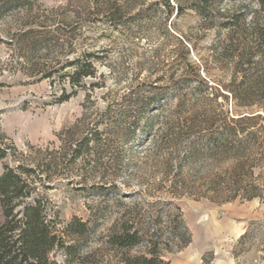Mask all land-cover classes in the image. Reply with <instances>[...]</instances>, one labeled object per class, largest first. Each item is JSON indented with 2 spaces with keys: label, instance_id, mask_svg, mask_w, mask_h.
<instances>
[{
  "label": "rangeland",
  "instance_id": "rangeland-1",
  "mask_svg": "<svg viewBox=\"0 0 264 264\" xmlns=\"http://www.w3.org/2000/svg\"><path fill=\"white\" fill-rule=\"evenodd\" d=\"M210 1L215 4L206 10L213 27H207L203 17L193 10L174 21L176 34L186 37L190 44L189 61L203 64L204 81L193 79L181 94L172 91L160 97L157 108L147 113L151 119H144L135 134L125 137L110 127L114 133L104 136L113 156L123 162L115 181L121 191L111 192L110 197L103 195L101 175H93L82 162L70 171L73 183L63 179L48 191L60 213L61 231L75 218L90 222L87 235L78 243H71L79 245L76 260L55 252L51 258L56 264H115V251L106 242L123 216L145 217L152 211L160 216L167 238H173L170 221L178 214L176 208L181 210L191 243L178 251L176 239L173 251L163 252L165 260L173 264H264V159L248 166L245 173L233 172L234 160L212 159L205 150L199 159L185 162L180 173L177 167L189 139L186 134L177 138L178 130L169 128L177 119L193 114L216 115L220 121L239 115L264 118V98L259 94L254 95V105L247 108L225 91L233 78L238 83L243 81L244 74L235 69L234 62L214 63L211 50L214 42L226 44L227 30L218 31L225 20L221 15L246 13L249 18L254 14L264 17V6L258 0ZM25 2L27 9L0 18V148L9 150L8 158L0 160V177L6 164L16 167L17 161L23 160L21 154L24 160L37 161V147L59 148L58 135L83 115L99 120L109 107L117 115L128 111L124 96L131 86L146 84L147 90L156 86L159 94L169 84L172 73L179 79L184 71L174 62L177 56L173 51L178 46L168 36L176 8L171 13L165 0ZM170 3L175 5L173 0ZM113 13L118 20L116 27L109 22ZM42 24L58 30L67 42L72 41L76 55L64 56L63 62L85 52H99L104 58L98 63L101 88H96L89 99L82 91L68 102L56 103L61 91L38 80L37 64L52 60L49 52L37 51V30ZM28 30L36 33L27 35ZM261 126L264 122L255 129ZM105 128L104 125L101 129ZM203 141L205 146L206 140ZM259 148L249 149L256 154L262 152L264 157V141ZM167 161H171V167L164 166ZM214 185L220 187L223 195H214ZM250 190H254L256 199L244 198ZM234 196V200L222 201ZM137 253L138 249L131 252Z\"/></svg>",
  "mask_w": 264,
  "mask_h": 264
},
{
  "label": "trees",
  "instance_id": "trees-1",
  "mask_svg": "<svg viewBox=\"0 0 264 264\" xmlns=\"http://www.w3.org/2000/svg\"><path fill=\"white\" fill-rule=\"evenodd\" d=\"M173 1L174 6L171 5V0H165V6L171 13L176 8V17L171 21L168 36L176 41L178 46L173 51L177 56L174 62L184 68L179 79L172 73L169 84L160 89L162 93L159 94L156 92V86H151L149 90L146 84L131 86L124 96V100L129 104L128 111H121V115H117L113 114L109 107L100 115L99 120H90L85 114L58 135L61 142L59 148L37 147V161L24 160V154H21L23 160L17 161L16 167L5 165L4 173L0 177V264H56L51 258L55 252H63L70 261H75L80 253L79 245L71 243H78L87 235L90 222L75 218L61 231L60 213L48 195L52 185L57 186L63 179H70V183H73L74 176L70 171L78 162H82L84 167L91 169L93 175H101L103 195L110 197L111 192H120L121 188L115 181L120 175L123 162L113 156L110 145L106 144L107 139H104V136L114 133L110 131V127L125 137L133 135L140 130L144 119H151L147 113L157 108L160 97L172 91L181 94L193 79L204 81L201 72L203 64L197 65L189 61L190 44L186 37L176 34L177 25L174 21L187 10H193L203 17L204 23L211 28L214 24L206 7L215 2ZM258 1L264 6V0ZM199 4L205 6L200 8ZM27 5L25 0H0V18L8 13L27 9ZM122 9L121 7L116 12ZM115 16L116 14H111L109 22L116 27L118 20ZM221 18L225 20L219 24L218 31L227 30L226 44L214 42L211 45L212 59L214 63H235V69L242 72L245 79L238 83L236 78H233L225 91L236 101L240 100V106L252 107L254 95L259 94L261 99L264 98V17L254 14L249 18L248 14L242 13L233 16L221 15ZM42 25L44 26H41V30H37V51L49 52V59L52 60L42 65L37 64L38 80L47 81L52 88L61 91L56 103L68 102L82 91L89 99L96 88H101L98 81V63L104 58L98 55L99 52H85L63 62L64 56L76 55L72 41L67 42L59 35L58 30ZM35 33L34 30H28L25 34ZM52 54L55 55L53 58ZM253 70L254 73L251 74ZM91 88L93 90H90ZM262 109L264 110V107ZM259 122H264L262 115H239L238 118L227 116L220 121L216 115L193 114L190 118L177 119L169 128L178 130L177 138L181 139L183 134L189 138L184 148V158L177 164L179 173L185 162L199 159L205 150L212 159L234 160L236 165L233 172L245 173L248 166L252 167L257 161L264 159L262 152L256 154L250 150L260 149L259 144L261 140L264 141V127L255 129ZM104 125L106 128L102 130ZM250 129L253 131L245 134ZM203 140H206L205 146L202 145ZM12 151L16 152V149L12 148ZM8 155V149L0 148V160L7 159ZM107 155L111 156L106 162L104 157ZM164 166L171 167V161L164 163ZM250 189H254L253 186H250ZM253 191H247L244 198L256 199L258 196L252 194ZM212 192L216 197L223 195L217 185L212 187ZM234 199L235 196L222 201ZM176 210L178 214L170 221L175 233L173 238H167L166 232L162 230L160 216H155L152 211L145 217L123 216L106 242V245L115 251V264H173L164 259L163 252H172V243L176 239L178 251L191 243L181 210ZM135 249H138V253L131 254Z\"/></svg>",
  "mask_w": 264,
  "mask_h": 264
}]
</instances>
